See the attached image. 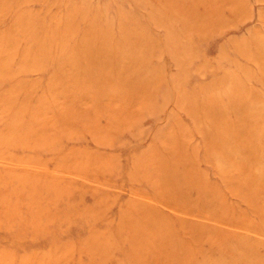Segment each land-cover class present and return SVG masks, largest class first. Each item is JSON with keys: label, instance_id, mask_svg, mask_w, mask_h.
Wrapping results in <instances>:
<instances>
[{"label": "rangeland", "instance_id": "374dc122", "mask_svg": "<svg viewBox=\"0 0 264 264\" xmlns=\"http://www.w3.org/2000/svg\"><path fill=\"white\" fill-rule=\"evenodd\" d=\"M0 264H264V0H0Z\"/></svg>", "mask_w": 264, "mask_h": 264}]
</instances>
